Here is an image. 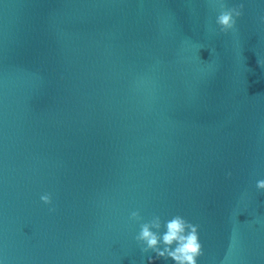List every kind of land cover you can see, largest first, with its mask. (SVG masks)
<instances>
[{
    "label": "clouds",
    "instance_id": "9594fccd",
    "mask_svg": "<svg viewBox=\"0 0 264 264\" xmlns=\"http://www.w3.org/2000/svg\"><path fill=\"white\" fill-rule=\"evenodd\" d=\"M219 9L215 23L220 32H227L234 28L236 18L242 15L243 4L226 7L223 2H220ZM260 19L264 22V16ZM227 175L230 176L231 173ZM255 187L258 190H264V179L257 180ZM40 200L44 204H50L51 195L42 194ZM49 211H55V209L50 208ZM130 218L136 221L142 220L138 210L132 211ZM162 228L163 231H161ZM198 229V224L190 222L179 214L166 220L154 214L151 219L139 224V232L134 239L142 245L141 252L151 251L155 254L154 257H148L149 261L163 258L171 259L173 264H197V258L203 254Z\"/></svg>",
    "mask_w": 264,
    "mask_h": 264
},
{
    "label": "water",
    "instance_id": "95a60500",
    "mask_svg": "<svg viewBox=\"0 0 264 264\" xmlns=\"http://www.w3.org/2000/svg\"><path fill=\"white\" fill-rule=\"evenodd\" d=\"M30 0H0V45Z\"/></svg>",
    "mask_w": 264,
    "mask_h": 264
}]
</instances>
